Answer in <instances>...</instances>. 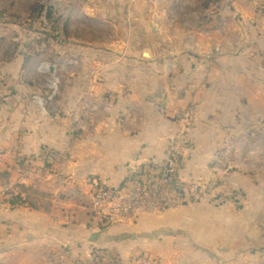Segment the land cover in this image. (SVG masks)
Instances as JSON below:
<instances>
[{
    "label": "crops",
    "instance_id": "obj_1",
    "mask_svg": "<svg viewBox=\"0 0 264 264\" xmlns=\"http://www.w3.org/2000/svg\"><path fill=\"white\" fill-rule=\"evenodd\" d=\"M205 1L169 17L143 0H45L31 10L51 17L22 29L0 8L19 45L0 52V264H264V174L246 153L264 148V0ZM51 52L61 85L43 109ZM180 133L183 203L92 238L89 180L127 191ZM16 184L27 204L8 202Z\"/></svg>",
    "mask_w": 264,
    "mask_h": 264
},
{
    "label": "built area",
    "instance_id": "obj_2",
    "mask_svg": "<svg viewBox=\"0 0 264 264\" xmlns=\"http://www.w3.org/2000/svg\"><path fill=\"white\" fill-rule=\"evenodd\" d=\"M149 5L166 10L170 17L175 12L176 7H186L190 0H143ZM166 1V2H165ZM168 1V2H167ZM173 1L172 4H169ZM230 2V0H227ZM192 7H195V0H191ZM207 4H205L206 6ZM209 5V4H208ZM201 8V7H200ZM199 20V19H198ZM197 20V21H198ZM55 66V65H54ZM50 64H41L40 69L47 75V87L42 95H34V100L45 109L55 97L58 95L61 78L56 67ZM53 68V69H52ZM184 126L191 124L190 117L181 119ZM188 141L185 134L180 133L174 139L170 140L166 146L167 160L158 165H143L128 178L127 183L130 188L127 191L116 190L97 179H90L91 190L88 193L87 200L89 202V210L93 216V221L98 229H104L114 223H124L134 221L137 217L144 214L159 212L165 209H171L183 203V195L186 193L178 182L176 170L182 166L185 157V148ZM248 144V143H242ZM258 156L251 147L246 149V153L252 154L259 158L261 172L264 174V148H258ZM45 158H49L50 154L44 151ZM25 176L32 174V169L24 172ZM180 190V191H179ZM25 196V194H22ZM197 194H191L189 201L196 200ZM135 264H160L151 255L141 253L137 256Z\"/></svg>",
    "mask_w": 264,
    "mask_h": 264
},
{
    "label": "rangeland",
    "instance_id": "obj_3",
    "mask_svg": "<svg viewBox=\"0 0 264 264\" xmlns=\"http://www.w3.org/2000/svg\"><path fill=\"white\" fill-rule=\"evenodd\" d=\"M47 2L49 3H46V4H52L54 3V0H46ZM134 1V0H132ZM135 1H138V0H135ZM169 1V0H168ZM167 1V2H168ZM166 2V1H165ZM209 2L211 3H208L210 4L211 6H214V2L217 3L219 2V0H210ZM41 4V3H45V0H0V8L1 9H4V8H7L10 6V4L12 6L13 9H17V14L19 15V18H20V29L24 27H27V24H31V22H36V14L33 13L31 11V6L33 4ZM78 3V2H77ZM206 4V1L205 2H202V0H195V7L197 9H199L202 5ZM30 20V21H28ZM54 32V31H52ZM26 33V32H25ZM102 33H105V32H102ZM53 36H57L55 33H52ZM26 35L24 34L21 38H25ZM32 51V50H31ZM53 56H54V53L51 52V56H48V59L49 61H43L41 62V64H50V66H54V65H58L56 59H53ZM43 60V59H42ZM39 83H42V80L40 81H37Z\"/></svg>",
    "mask_w": 264,
    "mask_h": 264
},
{
    "label": "trees",
    "instance_id": "obj_4",
    "mask_svg": "<svg viewBox=\"0 0 264 264\" xmlns=\"http://www.w3.org/2000/svg\"><path fill=\"white\" fill-rule=\"evenodd\" d=\"M43 10L46 11V16L51 17V10L46 9L41 5H36V8H33L31 11L35 13L36 16H40ZM18 46V43H15L7 39L5 36L0 35V52L3 53L1 60L7 61L10 60L12 56L14 57V52ZM6 193L10 196V198L8 199V202H10V204L23 205L28 203L29 188L25 187L22 184H16L12 189L6 190ZM22 194H25V196H22Z\"/></svg>",
    "mask_w": 264,
    "mask_h": 264
},
{
    "label": "water",
    "instance_id": "obj_5",
    "mask_svg": "<svg viewBox=\"0 0 264 264\" xmlns=\"http://www.w3.org/2000/svg\"><path fill=\"white\" fill-rule=\"evenodd\" d=\"M151 28H152V27H151ZM152 29H153V28H152ZM145 56H149L148 53H146ZM105 230H106V228H104V229H100V230H98L97 232L93 233L92 238H94L95 235L103 234V233L105 232Z\"/></svg>",
    "mask_w": 264,
    "mask_h": 264
}]
</instances>
